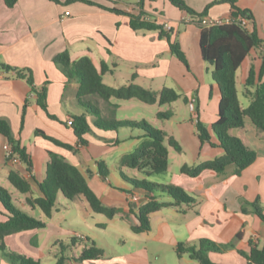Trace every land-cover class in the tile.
<instances>
[{
  "label": "crops",
  "instance_id": "crops-1",
  "mask_svg": "<svg viewBox=\"0 0 264 264\" xmlns=\"http://www.w3.org/2000/svg\"><path fill=\"white\" fill-rule=\"evenodd\" d=\"M60 1L65 3L68 0ZM89 1L136 15L144 11L151 21L169 24L174 32L172 38L178 40L190 68L172 53L169 41L157 32L134 31L128 15H118L83 2L66 5L51 0H19L13 8H9L1 0L0 64L31 70L36 87L46 86L48 89V112L38 105L37 96L26 81L19 79L14 71L0 69V118L9 122L13 135L27 148L33 160L32 173H28L19 161H8L7 142L0 135V186L8 190L10 172L18 170L32 185L33 196L41 197L39 184L46 179L50 154L59 155L81 171L106 206L122 211L113 219L106 217V220L94 223L95 227L107 229L119 220L129 222L124 216L130 211L137 212L152 196L135 188L128 180L158 177L161 182L152 183L179 186L195 202L164 208L151 215V231L137 235H146L154 243L152 247L146 246L112 259L70 260L67 264H196L198 262L189 255L179 257L176 247L179 243L195 246L202 239L236 246L235 250L224 254L211 253L210 258L215 263L248 264L237 251L249 252L250 242L260 249L264 247V222L254 213L244 214L241 200L253 203L260 198L264 208V132L248 125L240 130L239 135L232 132L258 154L257 160L241 176H236L235 167L231 166L223 174L207 171L198 178H190L181 173H170L169 166L165 175L149 177L123 164V160L134 154L145 141L141 129L101 130L94 124L96 117L88 114L92 132L84 137L87 143H81L69 125L72 117L87 113L78 101L80 86L76 80L67 78L54 63V58L65 52L70 54L73 62L89 57L98 70L104 63L109 66L110 71L103 76L108 86L120 88L133 83L157 93L164 88H172L186 96L190 104L198 106V112L191 109L193 116L186 121L181 120L176 111L172 119L166 120L172 123L170 129L161 130L181 143L182 155H186L189 148L193 161L186 164L197 165L225 153L221 147L202 144L196 132V121L200 119L209 128L212 142L219 143L212 125L219 119L221 91L202 57L201 25L167 0H147L144 10L139 7V0L130 1L132 3L114 0L117 4L112 0ZM185 1L197 12H203L214 0ZM237 6L253 12L259 35L264 40V0H237ZM230 15V5L221 4L213 7L206 19L227 20L231 19ZM253 27V22L247 23L248 30L252 31ZM263 51L264 45L253 50L238 70V90H242L243 96L249 69L252 64L260 68ZM27 100L29 107L23 121ZM179 101L172 105L177 107ZM83 102L96 106L105 120H118L117 111L122 110V101L115 99L105 101L91 96ZM173 123L177 125L175 128ZM38 130L75 150H68L36 134ZM117 151L123 152L118 154ZM99 162H104L109 171L105 179L100 174ZM165 195L159 192L155 198L159 202H173L170 196L165 199ZM136 196H139L138 201L132 199ZM58 213L57 208L53 217L47 219L42 212L47 227L43 229L46 235L41 241L37 239L40 230L26 231L5 239L8 250L37 260L36 250L42 251L53 238L65 233ZM6 220L0 202V222ZM239 235L240 239H237ZM0 264H10L2 253Z\"/></svg>",
  "mask_w": 264,
  "mask_h": 264
},
{
  "label": "trees",
  "instance_id": "trees-1",
  "mask_svg": "<svg viewBox=\"0 0 264 264\" xmlns=\"http://www.w3.org/2000/svg\"><path fill=\"white\" fill-rule=\"evenodd\" d=\"M57 4H71L74 2H83L89 5L101 7L106 11L118 15H128L131 19V28L136 32H157L161 38H166L172 50V53L189 69V62L177 39H173V29L167 30L164 24L151 21L146 17L144 11L140 14L127 13L123 10L99 6L89 0H68L65 3L60 0H51ZM114 2V0H112ZM147 0H139V7L144 10ZM154 1V0H150ZM174 7L186 12L190 18L202 27L200 36V48L204 62L212 68L213 81L219 86L221 91V100L219 104V119L212 125V131L218 139V144L212 142V135L209 128L200 119L196 121V132L202 144L209 143L212 147H221L225 153L223 156L206 161L197 165L185 164L181 167L180 173L190 178H198L203 173L211 171L216 174H223L226 170L234 166V174L241 176L257 160V151L246 144L241 138L234 136V130L245 128L246 119H249L252 125L261 132H264V51L261 53V66L259 69L254 64L249 69L247 80L244 84V97L250 99L247 107L241 103L237 73L242 63L248 58L253 50L263 47L264 40L261 39L258 27L255 23L254 14L251 10H244L237 6V0H214L203 12H197L190 7L185 0H167ZM1 2V0H0ZM9 8H13L19 0H4ZM117 4L116 2H114ZM221 4H229L231 7V23L221 25L203 26L202 20L209 15L210 10ZM253 22V30L247 28L248 22ZM54 63L62 70L63 74L79 84L78 101L87 110V113L71 118L73 124L71 127L75 135L82 144H86L85 135L92 132L87 116L96 117L95 126L105 131H118L120 129H141L144 132L145 141L136 150L134 154L126 157L123 164L127 167L138 169L147 176H163L170 166V149L178 153L183 152V146L173 136L166 131L154 127L147 121L134 122L129 120H105L101 117L99 109L91 103H84L87 97L98 96L105 101L112 99L118 101L136 100L148 106H165L183 100L187 105L190 104L186 96L179 94L172 88H164L162 92L157 93L146 89L137 84L114 88L108 86L103 76L110 71L107 64H102L100 70L94 65L89 57H83L73 62L68 52L57 55ZM0 69L14 71L17 77L27 82L31 87L33 94L37 96L38 105L48 112L46 86L37 88L33 72L29 69L20 70L4 64H0ZM197 96V95H196ZM29 100L23 108V121L26 117ZM198 112V106H195ZM170 112L162 114L165 120L174 117ZM56 119L54 116H50ZM36 134L60 145L68 150H75L74 147L63 144L60 141L47 136L41 131ZM0 135H2L9 146L8 161H19L25 166L28 173L33 171V160L23 146L20 140L13 135L9 122L0 118ZM99 171L105 179L109 171L104 162H99ZM9 182L21 194L27 195L26 204L32 209H39L47 219H51L55 210L58 208V198L62 194L66 199L73 201L78 197H84L89 203L91 210L109 219L119 216L122 211L117 208L106 206L98 194L89 185L85 176L73 164L66 161L56 154H50V162L47 167L46 179L39 184L42 193L41 197H34L32 185L18 170H12L9 175ZM135 188L141 189L152 196L146 204L142 205L137 212L130 211L124 217L129 221L133 233L142 234L151 231V215L161 211L164 208L190 205L195 199L183 188L174 185H157L149 183L146 180H128ZM159 192L168 194L173 202H159L155 195ZM0 202L4 207V215L7 217L5 222H0V253L10 264H41L39 260L8 250L5 239L26 231L41 230L47 227V222L35 218L32 214L20 209L14 202L11 193L0 186ZM242 212L244 214L254 213L264 222V208L260 198L251 203L241 200ZM240 239V235L237 237ZM76 240V239H74ZM234 244H219L208 239H202L195 246L186 243H179L176 252L179 257L189 255L199 264H218L211 258V253L224 254L230 250H235ZM248 264H264V247L250 242V251H237ZM105 258V251L92 242L86 246L78 261H95ZM65 257L58 260L57 264H67Z\"/></svg>",
  "mask_w": 264,
  "mask_h": 264
},
{
  "label": "rangeland",
  "instance_id": "rangeland-1",
  "mask_svg": "<svg viewBox=\"0 0 264 264\" xmlns=\"http://www.w3.org/2000/svg\"><path fill=\"white\" fill-rule=\"evenodd\" d=\"M128 3H132L127 0ZM212 71V68L209 67ZM241 103L244 107H247L250 100L245 98L242 94V90L239 92ZM122 104V110L117 111L118 120H129L134 122L147 121L158 129H170L171 122L163 119L162 114L170 112L179 114L181 120L190 121L193 112L189 105H186L183 100H180L177 107L175 105L165 106H148L139 101L133 100L130 102H120ZM194 112L195 108L193 109ZM246 125L248 127L253 126L249 119H246ZM174 128L177 126L173 123ZM234 135H239L240 130H234ZM123 151H117L121 154ZM192 154L187 148L186 155L176 152L174 149H170V173H180V169L186 163H192ZM149 183L158 182V177L147 178ZM154 184V183H153ZM7 189L10 190L11 196L15 204L23 211L32 214L35 218L45 221L42 212L37 209L32 211L26 204L25 198L27 195L19 193L12 185L7 183ZM169 195H165V199H168ZM58 211L57 217L65 229V233L61 234L45 245L42 251H35L37 260L41 264H57L58 260L65 257L66 263L70 260L78 261L81 257L83 250L86 246H89L94 242L97 247L105 251V258L112 259L115 257L128 255L143 247H152L154 243L146 237V235H137L132 232L129 222L119 220L116 225H111L107 229H101L95 227L94 223L106 220L104 215L94 213L89 203L84 197H78L73 201L66 199L60 195L58 198ZM46 231L41 229L38 233L40 241L45 237ZM76 239V240H74ZM88 241V242H87ZM36 243V239L35 242ZM154 264H161L153 262ZM198 264V263H196Z\"/></svg>",
  "mask_w": 264,
  "mask_h": 264
},
{
  "label": "built area",
  "instance_id": "built-area-1",
  "mask_svg": "<svg viewBox=\"0 0 264 264\" xmlns=\"http://www.w3.org/2000/svg\"><path fill=\"white\" fill-rule=\"evenodd\" d=\"M231 22H232L231 19H227V20H222V19H219V20H210V19L204 18L202 20V25L203 26H213V25H221V24H224V23H231ZM165 28L167 30H171L172 29V27L169 24H165ZM190 107L193 110L194 109V104L191 103L190 104ZM72 124H73V121L70 120L69 121V125L71 126ZM5 148L7 149V151H9V146L8 145H6ZM14 161L17 162L16 160H14ZM132 199L135 200V201H138L139 200V196L133 197Z\"/></svg>",
  "mask_w": 264,
  "mask_h": 264
}]
</instances>
